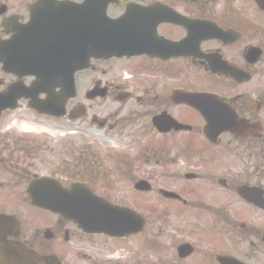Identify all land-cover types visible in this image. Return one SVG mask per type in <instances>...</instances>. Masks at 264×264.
Returning a JSON list of instances; mask_svg holds the SVG:
<instances>
[{"label":"flooded vegetation","instance_id":"flooded-vegetation-1","mask_svg":"<svg viewBox=\"0 0 264 264\" xmlns=\"http://www.w3.org/2000/svg\"><path fill=\"white\" fill-rule=\"evenodd\" d=\"M84 3L0 0V44L13 38L32 63L13 71L0 60V238L18 255L0 264H79L85 242L102 241L31 204L44 177L145 218L126 238L143 263L150 249L154 264H264V0L89 2L104 18H87ZM64 16H78L79 53L90 57L61 90L41 27ZM120 18L130 33L87 40V24ZM60 91L61 117L36 108ZM245 123L244 137L231 133Z\"/></svg>","mask_w":264,"mask_h":264},{"label":"water","instance_id":"water-1","mask_svg":"<svg viewBox=\"0 0 264 264\" xmlns=\"http://www.w3.org/2000/svg\"><path fill=\"white\" fill-rule=\"evenodd\" d=\"M36 203H40L37 201ZM41 203H49V205L64 214L74 219L80 225H85L90 228H96L107 233L120 232L122 230L129 229L131 225L136 222L137 219L125 209H120L112 206H104L103 203L94 199L96 210L82 212L80 209L83 208L84 202L79 200H72L67 197L55 200L52 203L46 200H41ZM92 201H85V205L91 204ZM93 209V204L90 205ZM137 223V222H136ZM140 224V222H139ZM138 225V224H137Z\"/></svg>","mask_w":264,"mask_h":264},{"label":"rangeland","instance_id":"rangeland-1","mask_svg":"<svg viewBox=\"0 0 264 264\" xmlns=\"http://www.w3.org/2000/svg\"><path fill=\"white\" fill-rule=\"evenodd\" d=\"M157 223L151 222L150 224H157ZM86 245L87 246L85 248L87 250H85V252L88 253L89 255H92L93 258H90L89 256H87L84 258V260L80 261L79 264H136L135 262L138 261V259L141 260L140 256L146 253V252H143L142 254H140V256L134 252L132 253V250H134V245L132 244H130L127 247L125 246V244H118V245H115L114 248L112 247V248H107V249H101L99 247L100 244H97V243H94L92 246L89 244H86ZM118 249L119 250L123 249V251L119 252L118 255H115L114 252H116ZM111 255L112 257L119 256L120 259L109 261L108 258ZM149 258L150 260L152 259L151 255L149 256ZM150 264H153V263H150Z\"/></svg>","mask_w":264,"mask_h":264},{"label":"bare ground","instance_id":"bare-ground-1","mask_svg":"<svg viewBox=\"0 0 264 264\" xmlns=\"http://www.w3.org/2000/svg\"><path fill=\"white\" fill-rule=\"evenodd\" d=\"M115 258H112L111 260H114Z\"/></svg>","mask_w":264,"mask_h":264}]
</instances>
